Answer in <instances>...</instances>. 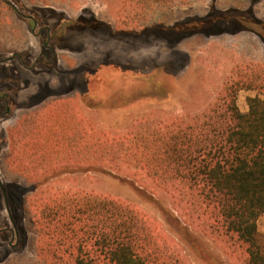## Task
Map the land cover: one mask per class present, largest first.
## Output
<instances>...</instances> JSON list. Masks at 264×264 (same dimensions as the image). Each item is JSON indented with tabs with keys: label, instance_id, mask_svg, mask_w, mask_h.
<instances>
[{
	"label": "trees",
	"instance_id": "trees-1",
	"mask_svg": "<svg viewBox=\"0 0 264 264\" xmlns=\"http://www.w3.org/2000/svg\"><path fill=\"white\" fill-rule=\"evenodd\" d=\"M27 1L43 7L59 5L56 0ZM125 2L135 5V16L139 12L146 17L154 13L155 4L170 1ZM14 14L11 3L0 0V57L19 54L26 64L27 52L21 43H27L29 31ZM254 14L253 17L247 9L212 8L204 16L188 17L173 24L163 21L140 25L134 16L132 27L106 23L85 11L72 17L87 20L86 30H106L114 36L157 35L175 46L195 36L242 32L258 35L264 41V22ZM187 56H181L180 60ZM125 68L114 59L103 60L82 70L83 80L77 86L42 99L41 128L33 140L31 150L35 152H30L35 159L12 157L13 153L19 154L14 132L23 116L18 119L17 128L10 130L12 150L8 155H0L1 168L9 180L7 186L23 195L26 219L23 230L28 239L24 250L2 264H189L157 220L130 202L97 191L51 183L62 176L90 172L111 173L128 181L131 169L143 171L149 177L164 175L179 182L181 188L177 189L186 192L199 219L209 224L210 229H204V233L210 240L235 264H264V248L257 240V222L264 215V76L262 81L252 77L228 78L217 100L198 116L182 121L178 118L155 121L150 125V120H145V124L139 120L141 125L134 122L127 135L95 131L94 122L84 116L85 105L121 109L142 101L144 95L168 92L162 78L163 68L150 72L132 68L129 72L134 83L123 89L119 82ZM4 71L0 72V95L18 93L16 73L10 76ZM138 81L144 83L140 88ZM242 89L260 94L248 99L245 112L236 104ZM116 92L125 95L121 101L111 103ZM0 103H4L1 97ZM144 128L157 129L158 137H164L162 151L147 139L139 144L132 141ZM157 207L186 233V241L194 247L192 251L204 262L224 264L191 231L193 222L183 223L160 203Z\"/></svg>",
	"mask_w": 264,
	"mask_h": 264
},
{
	"label": "rangeland",
	"instance_id": "rangeland-1",
	"mask_svg": "<svg viewBox=\"0 0 264 264\" xmlns=\"http://www.w3.org/2000/svg\"><path fill=\"white\" fill-rule=\"evenodd\" d=\"M6 1L11 3L20 14L34 16L39 19L40 26L35 31L36 37L31 34L27 25L23 22L29 31L30 37L27 45L28 52H30L28 57L30 58L26 57L25 66L27 69L34 66V68L29 69L31 73L35 72L43 76L48 75L47 73H53L56 76L59 92L68 91L77 86L83 80L82 70L92 65L96 66L103 60L114 59L127 68L132 67L148 72L156 68L164 69V77L162 78L168 87L167 93H158L156 96L154 93L152 96L151 94L144 95L142 101L126 105L121 109H109L107 107L102 109L93 106V108H90L85 105L84 116L94 122L95 131L104 130L111 134L127 135L130 131L129 127L134 122H138V126L141 125L139 120L144 121V124L145 120H150V125L155 121H171L174 118L182 121L187 117L198 116L217 100L228 78L252 77L257 81H262V76H264V41L254 34L245 32L237 35L195 36L183 40L179 45L171 46L157 35L131 37L114 36L106 30H72L67 34L64 44L68 48L64 50L61 48L56 49L57 61L54 66L52 64V68L43 61L35 65L36 58L42 51L41 43L46 34L44 32L39 35L41 27L49 26L54 29L62 15L71 18L73 15L84 14V11L97 15L106 23L132 27L131 21L135 19V5L126 3V0H56L59 4L57 5L58 8H52L39 6L27 0ZM168 1L170 2L155 4L152 7L154 13L146 14V17L143 14L139 15V12H137L135 17L139 25L161 23L163 21L173 24L185 21L188 17L204 16L212 8L216 11L234 8L244 11L253 8L256 16L264 22V0ZM146 18L148 19L145 20ZM30 28H33L32 25ZM183 55L188 56L186 59L180 60ZM49 56L52 57L51 54ZM5 65L7 66L0 64V72H2L3 67H6L7 72L18 67L21 68L19 64ZM127 73L121 75L119 82L124 88L131 87L134 83V79L129 76L131 74ZM26 74L28 75L26 76L27 82L33 81L27 78H36L34 75L30 76L27 72ZM137 83V88L142 87L144 84L141 81ZM30 87L28 85L21 92L19 100L18 97L16 98L19 103L23 104L28 100L32 92ZM123 95H125L123 92H116L111 99V103L121 101ZM258 95L260 94L256 90L242 89L237 94L236 104L241 111H248V99ZM67 102L72 107L71 100ZM11 105L12 111L6 113L5 105L0 103V114H4L0 118V155L2 156L5 153L8 155L12 150V141L8 131L16 121L15 119L21 116H23V119L28 118L31 120L41 117L42 110L39 109V106L22 112V109L15 107L16 103L14 101ZM61 117L64 119V116ZM145 129L148 131L144 132ZM163 130L166 131V128H163ZM156 131L157 129L154 128L141 129V132L137 133L136 136L138 139L135 137V139L132 138V141L139 144L147 139V141L155 143V148L158 151H162L164 146L161 143H163L162 139L164 137H158L160 134ZM25 133L37 135L39 132L29 127V129H25ZM16 148H18V145ZM18 153H13L12 157L20 156V160L23 158L28 159V161L35 159L26 150H18ZM5 160L9 161L8 156H5ZM42 170L37 169V171ZM157 170L159 171V169ZM3 171L0 161V183L7 186L9 180ZM51 183L58 187L97 191L130 202L151 218L157 220L163 231L168 232V235L178 244L177 249L180 251L181 257L186 259L189 264H208L200 256H197L194 250L192 251L191 248L194 247L186 241V233H183L173 220L159 211L157 203H160L170 209L175 217L183 223L186 221L193 222L194 226L190 227L191 231L196 237L204 241L206 247L220 258L224 264H235L234 260L227 256L218 244L210 240L204 233V229L208 230L209 224L205 220L199 219V213L194 208L186 192L177 189V187L181 188V186L179 187L180 183H175L164 175L149 177L143 171L131 169V178L128 181L111 173L90 172L62 176ZM0 199L3 201V204L0 205V229L12 227L1 188ZM10 210L13 214L21 216L20 207L17 203L10 204ZM257 229L258 243L264 248V215L258 219ZM4 237L5 235L0 234V262H2L4 254L11 253L13 248L8 245L10 236L6 240ZM26 242L27 239H24L23 243L26 244Z\"/></svg>",
	"mask_w": 264,
	"mask_h": 264
},
{
	"label": "crops",
	"instance_id": "crops-1",
	"mask_svg": "<svg viewBox=\"0 0 264 264\" xmlns=\"http://www.w3.org/2000/svg\"><path fill=\"white\" fill-rule=\"evenodd\" d=\"M14 15H16V14H14ZM29 38L30 37H28L26 44L21 43V45H24V47H25L24 51H26V52H28L27 45L29 44ZM16 44L18 45V43H16ZM12 57H13L12 55L4 56V57L2 56L0 59V61H1L0 64H4V66H7L5 64H15V65L19 64L21 66V68L20 67L15 68V69L11 70L10 72H7L6 67H3V69L5 70L4 73H6L10 76H13L16 73L14 76V77H16V79L15 78L14 79L16 81H18L16 89L18 88V89H20V91L18 93H16L14 91L9 95L10 103H12L14 101L16 103V105H15L16 108L22 109L23 110L22 112H24L26 109L29 110L30 108H33L35 106H39V103H41V101L44 97L54 96V95L61 93L58 91L57 84H56V78H55L56 76L53 73L52 74L47 73L48 75H46V76L39 75L38 73H35V72L31 73V70L27 69L25 64H23L19 59L12 60ZM26 72L30 76H33V75L36 76V78H34V79L33 78H27L29 80H33L32 82H27L26 76H28V75L26 74ZM34 80H37V81L35 82ZM28 85L31 86L30 87L31 91H32L30 93L31 95L25 103L21 104V103H19V101H17L16 98L18 97V100H19V97H21V92L24 89H26V87ZM65 92L66 91H64L63 93H65ZM18 119H19V117L17 119H15L16 121L14 122L13 125H11L10 130L13 129L14 127L17 128V126L19 125V124L17 125V123L19 121ZM40 121H41L40 117H39V119H34V120H31L28 118L21 120V124L19 125V128H17V131L14 132V138L17 142V145H18L17 149L19 151H22V149H23L29 153L31 151L35 152L34 150H31V149L34 147L33 146V140H34L36 135L25 133V129H29V127H30V128H33L35 131H38L39 128H41V126L39 125ZM19 129H21V130H19ZM10 130L8 132H9V135H10V138L12 141L11 144H12L13 138L11 136ZM21 144H22V147H21ZM32 155L34 156V154H32ZM0 188H1V191L3 193V198L5 201V206L7 208V212L9 214V218L11 217V214H13L12 210H10V204L14 205L17 203L18 206L20 207L21 220L19 221V223H20L21 228L24 229V224H25L26 219H25V214H24L23 195L21 194V192H19V190L14 189V187L6 186L3 183H0ZM1 204H3V201L0 199V205ZM24 239H28V238L25 236ZM0 264H2V262H0Z\"/></svg>",
	"mask_w": 264,
	"mask_h": 264
},
{
	"label": "flooded vegetation",
	"instance_id": "flooded-vegetation-1",
	"mask_svg": "<svg viewBox=\"0 0 264 264\" xmlns=\"http://www.w3.org/2000/svg\"><path fill=\"white\" fill-rule=\"evenodd\" d=\"M16 16L22 21L24 22L27 27L28 30L31 32V34L33 36L36 37V29L40 26V21L38 18H35L34 16H28L25 14H20L19 12H17V9H15L13 7ZM252 16L254 17V12H253V8H248L247 9ZM88 11H85V13H87ZM29 22V23H28ZM93 22V21H90ZM30 24V25H29ZM85 24H87V20H85L84 18H81L80 16L77 17L76 19H73V17L71 18H66L64 15H62L60 17V20L58 22V24L53 28H50L49 26H43L40 28V33L39 35H42L44 32H46L45 34V39H43L41 45H42V51L39 54V56L36 58V64L40 63V62H45V64L49 67H53L54 63L57 61V48H61L62 50L67 49L68 47L64 46L65 42H66V37L67 34L72 31V30H80V31H85L86 27ZM32 25V29L30 28ZM248 33V32H246ZM237 35V34H235ZM258 36V35H256ZM259 37V36H258ZM49 54L52 55V57L49 56ZM30 55V52H27V58ZM12 60L15 59H19L23 64H25V60L24 57L19 55V54H13L12 55ZM1 62V61H0ZM53 64V66H52ZM34 68V66L30 67L29 69ZM52 70V69H51ZM124 73H127L129 70H132V67L129 68H125L123 69ZM127 74H131L130 72H128ZM131 76V75H129ZM124 89V87H122ZM20 91V90H19ZM0 97L2 98V100L4 101V105H5V110L6 113H10L12 111V105L9 101L10 97L9 94H4V95H0ZM4 114H0V118H2ZM21 220V216L19 217L18 214H11L10 217V222L12 224V227H4L0 229V234L5 235L4 239H8V237L10 236V242L8 243V245L12 248V252L11 253H5L4 254V258L2 259V262L7 260L10 256H12V254L18 253L22 250H24L25 245L23 243L24 241V231L20 226L19 221Z\"/></svg>",
	"mask_w": 264,
	"mask_h": 264
}]
</instances>
